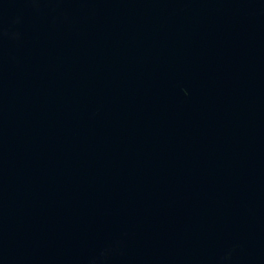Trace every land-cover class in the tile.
Masks as SVG:
<instances>
[{"label": "water", "instance_id": "1", "mask_svg": "<svg viewBox=\"0 0 264 264\" xmlns=\"http://www.w3.org/2000/svg\"><path fill=\"white\" fill-rule=\"evenodd\" d=\"M0 264H264V0H0Z\"/></svg>", "mask_w": 264, "mask_h": 264}]
</instances>
